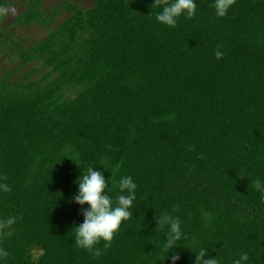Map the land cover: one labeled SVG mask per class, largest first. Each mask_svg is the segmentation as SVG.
I'll use <instances>...</instances> for the list:
<instances>
[{"label":"trees","instance_id":"obj_1","mask_svg":"<svg viewBox=\"0 0 264 264\" xmlns=\"http://www.w3.org/2000/svg\"><path fill=\"white\" fill-rule=\"evenodd\" d=\"M153 2L0 0V57L18 60L0 73V183L11 189L0 191V264H156L165 212L183 222L175 264H195L201 248L264 264L252 183L264 180V0H235L224 17L196 0L175 27ZM16 3L14 26L44 27L41 40L7 27ZM89 166L137 184L133 217L99 257L74 242Z\"/></svg>","mask_w":264,"mask_h":264},{"label":"clouds","instance_id":"obj_2","mask_svg":"<svg viewBox=\"0 0 264 264\" xmlns=\"http://www.w3.org/2000/svg\"><path fill=\"white\" fill-rule=\"evenodd\" d=\"M234 2L235 0H214L212 7L215 9V15L217 17L226 16ZM153 3L161 9L155 15L156 21L170 27H175L181 16L190 19L196 15L197 11L196 0H154ZM215 55L219 59L222 53L216 51ZM71 158L78 164L77 157L72 156ZM102 165L107 169L106 163ZM76 183L78 192L74 196V201L81 206L87 204L88 207L82 209L83 222L75 226L74 242L94 257H99L102 255V250L96 245L103 240L106 242L105 248L109 247L114 235L120 230L122 222L133 217L137 184L131 175L116 178L111 172V175L106 178L104 172L94 166H89L86 172L77 178ZM252 183L256 191L264 194V180L256 178ZM0 191L7 193L11 189L7 183H0ZM110 192H115V197L110 195ZM182 223L178 216L168 212L160 214L156 219L155 228L166 229L164 240L160 245L161 255L155 257L156 264L157 260L160 264H165V261L169 259L172 264H175L179 259L176 249L180 246L178 242L185 235ZM196 243L193 240V245ZM188 247L193 250L192 246ZM208 249L201 248L199 253L194 251L196 253L195 264H222L221 260L216 258L217 255L204 259ZM170 251L173 254L168 256ZM6 256L7 252L0 250V257ZM248 259V254L242 252L232 264H246Z\"/></svg>","mask_w":264,"mask_h":264},{"label":"rangeland","instance_id":"obj_3","mask_svg":"<svg viewBox=\"0 0 264 264\" xmlns=\"http://www.w3.org/2000/svg\"><path fill=\"white\" fill-rule=\"evenodd\" d=\"M67 0H46V4L49 6H55L58 4L65 3ZM75 2H80L83 5L89 7L92 5L94 0H74ZM23 12V6L20 3H16L13 7L7 10V19L5 24L11 30H19L20 35L28 39L29 44L41 40L46 35V29L42 26H28L26 28H21L14 24L17 21L18 16ZM68 14H65L67 16ZM18 63L17 61H10L7 55L0 57V73L4 71L5 68L14 67ZM36 67H40V63L32 62L27 64L22 71L33 70Z\"/></svg>","mask_w":264,"mask_h":264}]
</instances>
